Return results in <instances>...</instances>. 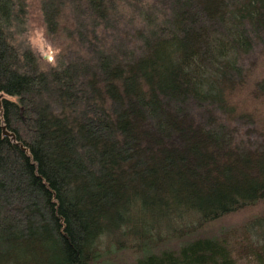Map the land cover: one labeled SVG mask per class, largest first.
I'll list each match as a JSON object with an SVG mask.
<instances>
[{
	"label": "trees",
	"instance_id": "trees-1",
	"mask_svg": "<svg viewBox=\"0 0 264 264\" xmlns=\"http://www.w3.org/2000/svg\"><path fill=\"white\" fill-rule=\"evenodd\" d=\"M47 3L53 66L0 0V264H264V215L200 234L264 205V0Z\"/></svg>",
	"mask_w": 264,
	"mask_h": 264
},
{
	"label": "rangeland",
	"instance_id": "rangeland-1",
	"mask_svg": "<svg viewBox=\"0 0 264 264\" xmlns=\"http://www.w3.org/2000/svg\"><path fill=\"white\" fill-rule=\"evenodd\" d=\"M24 1L26 7L23 12L16 16L13 29L10 31L11 42L13 45H16L21 49H30L43 66H53L60 61V58L67 56L73 49L71 44L74 33L70 29H72L74 24L70 16L66 13L69 12V5L66 3V7L63 9V20L61 19L63 23H54V27H52L45 24L42 12V10L45 12V17L50 21L53 7H51L50 3H47V0ZM126 1L127 7L129 8L128 10L131 11V13L128 14L131 19L130 23L137 27L140 20L137 16L140 15L141 10L143 9L141 6L142 3L137 7L132 5L133 7L130 8L128 2L130 3L131 0ZM144 7H147L145 3ZM249 107H251L250 104ZM259 108L260 110L254 113V117L257 120L264 118V100H261ZM251 127L257 129L256 124ZM241 132L246 135L247 129L242 128ZM260 215H264V205L248 208L236 214L221 218L220 220L204 227L200 231V234L204 236H218L221 232L242 226L248 220L255 219ZM136 257L137 255L133 252H121L111 254L109 257H104L103 260H107L112 264H131ZM242 264L245 263L243 262Z\"/></svg>",
	"mask_w": 264,
	"mask_h": 264
},
{
	"label": "water",
	"instance_id": "water-1",
	"mask_svg": "<svg viewBox=\"0 0 264 264\" xmlns=\"http://www.w3.org/2000/svg\"><path fill=\"white\" fill-rule=\"evenodd\" d=\"M2 130H3V135L5 137H8V138L11 139L12 142H15V138H14V136L12 134H9V133L5 132V128H2Z\"/></svg>",
	"mask_w": 264,
	"mask_h": 264
}]
</instances>
